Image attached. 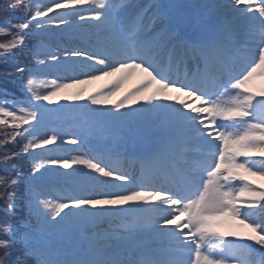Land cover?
Returning a JSON list of instances; mask_svg holds the SVG:
<instances>
[{
	"label": "snow or ice",
	"instance_id": "1",
	"mask_svg": "<svg viewBox=\"0 0 264 264\" xmlns=\"http://www.w3.org/2000/svg\"><path fill=\"white\" fill-rule=\"evenodd\" d=\"M0 13V68L25 94L0 90V264H264V90L249 86L264 76V0ZM129 151L134 171L118 165Z\"/></svg>",
	"mask_w": 264,
	"mask_h": 264
},
{
	"label": "rangeland",
	"instance_id": "2",
	"mask_svg": "<svg viewBox=\"0 0 264 264\" xmlns=\"http://www.w3.org/2000/svg\"><path fill=\"white\" fill-rule=\"evenodd\" d=\"M3 0H0V3H2ZM36 3H45L46 0H35ZM143 2L146 4L145 0H143ZM1 14V13H0ZM8 15H14L18 16V13H8ZM3 38L0 37V42H2ZM29 45L31 46L34 41H32L31 39H29L28 41ZM49 44V46H55V42L54 40H50L47 42ZM24 57V58H23ZM28 57V59H26ZM17 60L20 63H23V61L27 60V65L31 66L33 63L32 58L29 56L27 50L21 52L18 54L17 56ZM0 75H1V68H0ZM15 77V74H14ZM14 77H8V78H3L4 83L6 82V85L8 86L7 89L9 92H11L17 99H24L25 98V94L24 92L19 88V86L17 85V83L15 82ZM1 78V77H0ZM45 77H41V79H43ZM47 78H54V77H47ZM0 99H2V97H0ZM107 146V141H104V139H96L94 141H92L90 147L93 149V152L96 153H101L103 151V149ZM73 155H76L74 153H72ZM29 171V169L27 168V170H23V172L25 174H27ZM52 185V183H51ZM48 191L51 193L50 198H55V196L57 195L56 189H53L51 186L49 187Z\"/></svg>",
	"mask_w": 264,
	"mask_h": 264
},
{
	"label": "trees",
	"instance_id": "3",
	"mask_svg": "<svg viewBox=\"0 0 264 264\" xmlns=\"http://www.w3.org/2000/svg\"><path fill=\"white\" fill-rule=\"evenodd\" d=\"M3 16L4 14L1 13L0 14V19H3ZM14 17V15H11ZM24 58V57H23ZM28 59V57L26 58ZM27 60L23 61V64H27ZM0 90H3V89H7V85H6V82L4 83V79L3 78H8L5 74H4V70L3 68H1V75H0ZM8 90V89H7ZM5 131V129H3L2 127H0V132H3ZM11 147V146H10ZM16 163L20 166L21 170H27V168L29 169L30 168V164L29 162L27 161V159H22V160H18L16 161ZM4 173L2 172V170H0V175H3ZM19 187H22L21 186H18V191H19ZM4 205H5V202L0 200V218H6L5 217V213L3 211L4 209ZM27 216H26V212L25 210L21 207V208H18L17 209V212H16V215L13 216V217H10L8 219H10V222L14 225H16L18 228L20 226V223L21 221H23L24 219H26ZM21 231H23V229H21ZM12 253H13V256L10 257V260H15L16 256H18L21 252H22V248L19 244L15 245L13 248H12Z\"/></svg>",
	"mask_w": 264,
	"mask_h": 264
},
{
	"label": "bare ground",
	"instance_id": "4",
	"mask_svg": "<svg viewBox=\"0 0 264 264\" xmlns=\"http://www.w3.org/2000/svg\"><path fill=\"white\" fill-rule=\"evenodd\" d=\"M52 40H54L55 45L59 42L58 39L53 38ZM253 90L256 91H260L258 89L264 90V76H260L259 74H257L253 80L250 82L249 85ZM105 141V140H104ZM74 154H79V153H74ZM118 165L123 168L126 171H130V167H128L126 164H124L123 162L119 161ZM259 182V181H258Z\"/></svg>",
	"mask_w": 264,
	"mask_h": 264
}]
</instances>
